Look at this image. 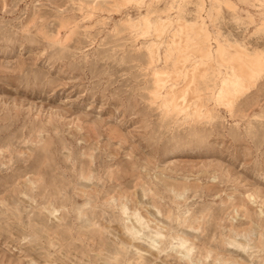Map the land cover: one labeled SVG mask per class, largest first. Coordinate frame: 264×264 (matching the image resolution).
<instances>
[{
    "label": "rangeland",
    "instance_id": "374dc122",
    "mask_svg": "<svg viewBox=\"0 0 264 264\" xmlns=\"http://www.w3.org/2000/svg\"><path fill=\"white\" fill-rule=\"evenodd\" d=\"M239 49L264 0H0V264H264V65L215 97Z\"/></svg>",
    "mask_w": 264,
    "mask_h": 264
},
{
    "label": "bare ground",
    "instance_id": "6f19581e",
    "mask_svg": "<svg viewBox=\"0 0 264 264\" xmlns=\"http://www.w3.org/2000/svg\"><path fill=\"white\" fill-rule=\"evenodd\" d=\"M125 1L127 3H134L135 4V2H137V1H144V0H125ZM141 23H142L143 26L142 27H138L136 29V34H135L136 37L147 38V37L152 36L153 38H155L157 40L162 38V35L164 34V29H165V27L167 25V22H165V20H158V21H156V23L154 25V28H152V25L145 18L142 19ZM176 23H177V21H176ZM177 27H179L178 30H179V34L180 35H178V33H176V32H172L171 36H170V38L168 40V43L170 44L171 47H173L175 49L174 50L172 48L174 51H176L178 54H180L183 50H185L184 48L190 42H193L194 38L190 39V38L186 37L187 29L184 28V26L181 23ZM180 38H183L185 42L180 40ZM178 39L180 40V42H179L180 45H176L177 44L176 40H178ZM182 42H184L183 45H181ZM150 47H152V48L149 49L148 53L150 54V57L153 60V56L155 55L154 53L157 52V48H156L155 44H152V46H150ZM206 50H207V48H206ZM168 51H166V52H168ZM208 51L211 52L209 50V48H208ZM178 57L181 58V61L184 62L183 63V65H184V64H186L188 62L187 59L189 57H191V56L186 54V52H185V54H181L180 56H177V58ZM226 62H227L226 64H227V66L229 68L230 74H226L224 79L220 82V87H219V90H218V92H217L215 97H216V99L218 101L227 102V104H228L231 100L239 97V95H243V94L248 92V89H249L248 85L254 79V73L256 71H258L264 65V60H263L262 56L258 52H254L253 54H251V56H249V54H247L244 50L239 49V50L235 51V54H230V58H229V60L227 59ZM200 64H202V63L200 62ZM200 64H197V65L191 64L189 69H185L183 67L182 76L183 77H186V76L187 77L188 76L194 77L199 72V71H197V66L200 65ZM154 73H155V77H156L155 78L156 82L154 84L158 87V90H162L166 86V82L167 81H166L165 78L167 76L163 75V74H165L163 72L162 76H165V77L160 79L159 78L160 75H158L157 72H154ZM174 91L175 90H173V89H169L168 92H167V95L169 96V101H170L171 104H172V102H175V100L178 98V96H177L178 93L176 94ZM184 94H185V92H184ZM191 95H193L194 97L199 99V97L195 93V91L192 92ZM174 106H176V105H174ZM183 244H184V242H181L179 244L178 249L179 248L182 249Z\"/></svg>",
    "mask_w": 264,
    "mask_h": 264
}]
</instances>
